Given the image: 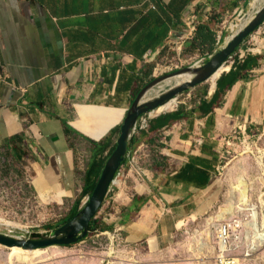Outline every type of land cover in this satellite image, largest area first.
Here are the masks:
<instances>
[{"label": "crops", "instance_id": "obj_1", "mask_svg": "<svg viewBox=\"0 0 264 264\" xmlns=\"http://www.w3.org/2000/svg\"><path fill=\"white\" fill-rule=\"evenodd\" d=\"M248 4L0 0V172L5 176L17 167L29 198H72V207L83 193L97 143L106 138L116 143L114 130L141 89L157 78L158 59L175 50L181 63L205 61L223 41L224 24ZM200 24L215 34L211 54L209 44L191 43ZM238 50L256 64L217 94L215 105L211 99L228 81L233 64L214 82L188 91L171 109L151 113L146 130L138 122L135 143L109 191V211L97 216L109 227L106 231H115L133 247L168 240L180 220L200 205L196 196L217 175L227 138L242 129L264 136V22ZM162 84L143 101L164 93H155ZM111 115H119V122L112 124ZM136 194L148 199L133 213L124 207Z\"/></svg>", "mask_w": 264, "mask_h": 264}, {"label": "rangeland", "instance_id": "obj_2", "mask_svg": "<svg viewBox=\"0 0 264 264\" xmlns=\"http://www.w3.org/2000/svg\"><path fill=\"white\" fill-rule=\"evenodd\" d=\"M251 1L243 12L224 24L225 37L216 51L255 15ZM263 5L261 2L260 7ZM180 57L175 50L162 55L157 61L156 77L201 65L207 60L189 59L181 63ZM177 82L175 77L167 79L155 93L167 91L178 85ZM153 114H157L156 111ZM227 139L229 144L223 149L226 151H223L217 175L211 185L196 196L200 205L193 214L180 220L168 240H151L133 247L121 236L118 238L115 231H95L88 232L74 245L50 247L36 254H13L11 249L0 246V264H264V136L242 129L234 131ZM16 169L12 167L5 176L0 172V233L16 239L46 237L61 224L73 199L34 198L32 194L29 198L22 190ZM240 180L247 188L248 201L244 205L239 204L240 195L234 187ZM111 200L112 194L108 193L96 216L109 211L106 209ZM230 203H233V213H224L223 208L225 210ZM219 214L223 217L221 220L216 219ZM220 228L226 230L225 235L220 234Z\"/></svg>", "mask_w": 264, "mask_h": 264}, {"label": "water", "instance_id": "obj_3", "mask_svg": "<svg viewBox=\"0 0 264 264\" xmlns=\"http://www.w3.org/2000/svg\"><path fill=\"white\" fill-rule=\"evenodd\" d=\"M263 22L264 5L255 12V15L244 26L231 35L230 39L222 48L211 54L201 65L186 67L167 73L148 83L141 89L131 108L126 113L119 128L116 148L107 159L91 193L85 198L83 204L79 206L76 213L70 219L55 227V229L50 231L48 236L43 238L16 239V237L0 233V246L8 249L18 248L30 252L50 247H67L82 241L89 232L90 220L102 207L116 174L126 161L130 150V140L135 133L140 118L143 115L153 113L160 106L173 99L177 100L178 96L181 94L208 81L228 62L229 58ZM186 72H191L193 74L190 80L181 84L178 83V85L153 99L143 101V97L150 89L167 79L174 78Z\"/></svg>", "mask_w": 264, "mask_h": 264}, {"label": "trees", "instance_id": "obj_4", "mask_svg": "<svg viewBox=\"0 0 264 264\" xmlns=\"http://www.w3.org/2000/svg\"><path fill=\"white\" fill-rule=\"evenodd\" d=\"M214 32L210 30V28L205 24H200L196 26V33L195 36L192 39V44L196 47L202 46L203 44H209L208 52L211 54L214 50V43H215V37ZM239 49V48H238ZM255 61H252V57L248 55L245 57L242 61H235L230 68V70L227 73L228 81L225 83L222 90L218 91L216 90L215 94L213 95L211 99V107L216 104V95L219 93H223L226 89L230 88L232 84L240 77L246 76L248 74V70L251 66H255ZM223 78V75H221L218 79V82ZM173 117L172 114L166 115L162 117V120H166ZM161 118V117H160ZM175 119V118H174ZM171 120V119H170ZM168 120V122L170 121ZM118 127L116 130H114V134L119 133ZM135 139L134 137L131 138L130 144H134ZM97 147V150L91 157V159L88 162L86 172L84 175V181H83V188H82V195L87 194L89 195L99 177V174H101L102 169L107 161V159L110 157V155L113 153V151L116 148V143L112 145V141H109V139H104L100 141ZM125 163V162H124ZM123 163V164H124ZM81 195V196H82ZM81 196L77 198L73 204V206L68 210V212L65 214L63 221L61 224L68 219H70L78 210L80 202H81ZM148 197L146 195H139L136 194V196L133 199V202L130 206L131 211L133 213L140 210L141 206L146 202ZM130 216V215H129ZM108 226L102 221V218L97 217L96 215L90 220L89 223V233H93L95 231H106L108 230ZM51 229V228H47Z\"/></svg>", "mask_w": 264, "mask_h": 264}, {"label": "bare ground", "instance_id": "obj_5", "mask_svg": "<svg viewBox=\"0 0 264 264\" xmlns=\"http://www.w3.org/2000/svg\"><path fill=\"white\" fill-rule=\"evenodd\" d=\"M261 2L264 3V0H252L250 3V7L251 9L255 12L260 8ZM243 16V15H242ZM250 19V18H249ZM249 21V20H247ZM243 26V25H242ZM235 28V27H234ZM236 32V31H235ZM231 37V36H230ZM230 39V38H229ZM228 40V39H227ZM226 41V40H225ZM223 47V46H222ZM197 65V64H196ZM228 70V66H222L209 80L211 82H214V80L223 72ZM193 74L191 72H186V73H182L177 75L175 78H177L179 84L188 81L192 78ZM164 92V91H163ZM176 103V99H173L169 102H167L166 104L160 106L157 110L156 113H160L166 110L171 109V107H173V105ZM114 117L113 115L110 116V118ZM120 120V116L119 115H115L113 121L111 122L112 124H116L118 123ZM111 125V124H110ZM236 191L239 193L240 197H239V204H246L248 201L247 195H246V186L244 184V182L242 180H240L235 186ZM234 190V188H232ZM233 210V203H230L229 206L227 208H223L224 213H228V214H232ZM222 212V210H221ZM223 217L219 214L216 216V219L221 220ZM2 221V220H1ZM1 224V223H0ZM5 224V223H4ZM12 224H14L12 222ZM6 225H10V223H6ZM19 228V227H18ZM22 229V228H21ZM220 234L221 235H225L226 234V230H224L223 228H220ZM221 241V240H220ZM220 248H223V242H220ZM13 254H23V253H27L28 251H24L22 249H18V248H13L11 249ZM33 254L36 253H40V251L35 250V251H30Z\"/></svg>", "mask_w": 264, "mask_h": 264}, {"label": "built area", "instance_id": "obj_6", "mask_svg": "<svg viewBox=\"0 0 264 264\" xmlns=\"http://www.w3.org/2000/svg\"><path fill=\"white\" fill-rule=\"evenodd\" d=\"M191 29H194V25L191 23ZM245 53L241 52L240 50H237L228 60V63L233 64L235 61H242L245 58ZM151 118V113L147 114V115H143L140 120H139V129L141 130H146L149 126V119ZM229 143L227 142L226 145H228ZM119 175V171L116 174V177L114 179V181L112 182V184H114L117 181V177ZM111 184V186H112ZM111 188V187H110Z\"/></svg>", "mask_w": 264, "mask_h": 264}]
</instances>
